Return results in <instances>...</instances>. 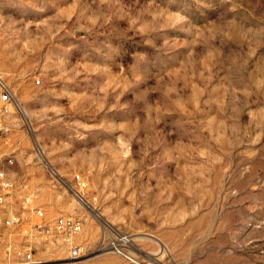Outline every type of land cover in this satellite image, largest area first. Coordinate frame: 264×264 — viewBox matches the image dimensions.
I'll return each instance as SVG.
<instances>
[{"label":"rangeland","instance_id":"obj_1","mask_svg":"<svg viewBox=\"0 0 264 264\" xmlns=\"http://www.w3.org/2000/svg\"><path fill=\"white\" fill-rule=\"evenodd\" d=\"M3 83L8 211L82 222L12 255L264 264V0H0Z\"/></svg>","mask_w":264,"mask_h":264},{"label":"built area","instance_id":"obj_2","mask_svg":"<svg viewBox=\"0 0 264 264\" xmlns=\"http://www.w3.org/2000/svg\"><path fill=\"white\" fill-rule=\"evenodd\" d=\"M13 101L11 88L2 84L0 92V115L9 113V105ZM8 130V126L0 117V132ZM2 160L0 156V161ZM12 193V183L3 177L0 173V248L5 250L8 262L4 264H34V248L31 244L23 243L12 255L13 241L12 234L19 231L22 236L34 237L39 235L63 236L68 238L67 244L70 247V256L73 259L82 255V247L76 244L72 239L81 232L82 222L79 219L67 216H58L51 221L45 220V212L39 207H28L30 199H26L24 210L20 212H9L8 203ZM32 214L36 217L33 219ZM133 238L125 232H117L108 241V246L116 253L123 256L133 264H163L151 257H140L133 254L130 248L133 244Z\"/></svg>","mask_w":264,"mask_h":264}]
</instances>
